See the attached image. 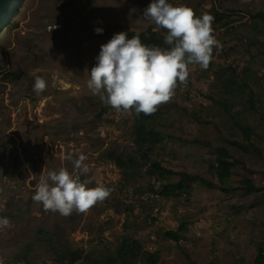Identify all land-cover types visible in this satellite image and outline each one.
I'll return each instance as SVG.
<instances>
[{
  "label": "rangeland",
  "instance_id": "1",
  "mask_svg": "<svg viewBox=\"0 0 264 264\" xmlns=\"http://www.w3.org/2000/svg\"><path fill=\"white\" fill-rule=\"evenodd\" d=\"M151 2L12 0L0 25V218L10 221L0 228V264H66L61 253L76 248L88 259L75 264H101L124 237L158 252V264H264V21L256 16L264 14V0H168L197 17L213 16L222 44L207 70L191 65L187 86L178 85L170 102L157 108V127L172 138L149 154L218 187L192 182L169 197L158 194L159 185L178 176L148 173L134 143L133 115L108 106L99 116L104 103L87 88L101 45L114 34L151 28L165 37L166 29L144 19ZM37 76L47 83L40 95L33 91ZM234 78L238 85H230ZM243 83L252 94L246 89L233 100ZM220 100L233 104L230 115ZM238 124L251 129L247 139ZM233 142H251L256 150ZM219 147L234 161L223 180L208 168ZM110 151L121 153L129 167L109 159ZM70 153L87 157L89 173L81 180L111 194L87 213L65 217L44 211L32 196L48 171L64 167L77 174ZM244 179L255 189L247 190ZM183 222L178 244L165 237Z\"/></svg>",
  "mask_w": 264,
  "mask_h": 264
},
{
  "label": "clouds",
  "instance_id": "2",
  "mask_svg": "<svg viewBox=\"0 0 264 264\" xmlns=\"http://www.w3.org/2000/svg\"><path fill=\"white\" fill-rule=\"evenodd\" d=\"M144 19L155 23L157 30L166 29L164 43L169 48L149 47L141 42L140 33L131 38L120 32L105 44L91 68L87 88L99 97L105 106L116 113L152 115L157 108L170 102L178 85L187 86L189 67L199 65L207 70L213 50H221L212 21L214 17L203 14L197 17L186 5L173 6L168 0H152L143 13ZM100 34L103 29L96 28ZM46 81L37 76L33 91L40 95L46 90ZM70 153L66 157L73 164L76 175L61 167L41 175L32 200L40 203L44 211L70 216L74 211L87 213L98 202L111 194L104 185L89 188L91 179L81 180L89 173L86 155ZM10 227L8 218H0V228Z\"/></svg>",
  "mask_w": 264,
  "mask_h": 264
},
{
  "label": "trees",
  "instance_id": "3",
  "mask_svg": "<svg viewBox=\"0 0 264 264\" xmlns=\"http://www.w3.org/2000/svg\"><path fill=\"white\" fill-rule=\"evenodd\" d=\"M12 0H0V25L7 20L9 9L11 8ZM261 20L264 21V14L258 12L256 14ZM220 22L221 19L219 18ZM223 26H226L227 22H221ZM128 34L129 37H132L137 32L140 33V39L143 44L149 47L159 46L161 48H169L168 45L164 43V36L159 35L152 31L151 28H148L144 31H123ZM2 67L0 66V71ZM230 85H238L234 79H231ZM249 90L250 94H252V89L246 83H243L242 86L238 87V92L234 94L233 100L243 98L245 90ZM234 92V89H233ZM224 108L225 112L230 115L232 103H228L227 100L218 101ZM108 109V106L103 105L99 110L98 115L102 116L105 111ZM133 115V132H134V143L136 145L137 151L140 153L146 161L148 162V173L150 175H155L157 178H165L171 175L178 176V179L175 181H166L165 183H160L158 194L163 197H169L179 192L186 191L189 187V184L192 182H198L201 185H204L209 188H217L218 185L212 183L211 181L197 175L192 174L186 171H173L169 168L162 166L158 161L152 160L149 157V154L153 151V149L163 142L167 137L172 138V136L165 135L163 131H161L157 127L156 115H145L140 113L139 115L135 114V111L132 112ZM243 132L244 137L247 139L249 134L251 133V129L248 127L237 125ZM197 142V141H196ZM236 146L244 150H256L255 146L250 142L247 145L243 143L233 142ZM219 153L216 158L209 162V170L216 174L220 180H223L231 173V170L234 168V161H230L231 158L229 152L224 147H219ZM109 159L113 160L118 166L122 168H128L130 163L124 162V157L121 153L117 151H110L108 154ZM244 186L247 190L255 189V185L249 179L243 180ZM187 228V223H182L177 230L175 231H167L165 232V237L174 241L176 244L181 240V233L184 232ZM259 251H262V248L258 247ZM84 250L82 248L76 249H66L60 255V262L66 264H75L76 262L87 260L88 256H86ZM23 256L16 257V261L22 260ZM137 261H141L143 264H158L160 261L159 253L153 252L150 253L144 250L142 244L133 237H124L119 246L116 248L115 253L111 256L105 258L101 264H135ZM194 264V263H193Z\"/></svg>",
  "mask_w": 264,
  "mask_h": 264
}]
</instances>
